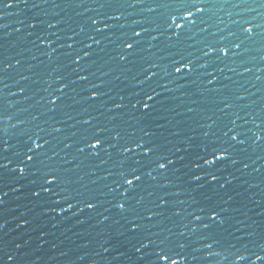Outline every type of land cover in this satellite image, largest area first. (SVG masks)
I'll return each mask as SVG.
<instances>
[{
    "label": "water",
    "instance_id": "water-1",
    "mask_svg": "<svg viewBox=\"0 0 264 264\" xmlns=\"http://www.w3.org/2000/svg\"><path fill=\"white\" fill-rule=\"evenodd\" d=\"M167 3L20 0L18 5L0 8V68L11 65L0 72V112L11 117L7 124H0V139L13 146L3 154L7 159H0V163L8 164L7 169H0V264H148L150 256L143 255L146 249L136 251L143 235L130 233L126 214L113 207L114 198L124 191L117 187L121 163L124 168L139 167L135 161L147 164L143 150L129 143L131 140L147 142L157 149L156 155L175 161L167 171H153L156 180L146 175L154 164L142 169L147 191H142L144 204L136 207L145 216L151 215L145 207L159 213L149 225L157 237L171 233L170 239H182L191 245L185 256L176 257L179 264H226L201 249L200 237L208 233L218 242L216 251L228 245H247L250 253L259 251L253 243L257 247L264 243V139L255 141L253 132L257 125L264 128V0H208L203 15L206 23L183 30L168 29L164 23L171 11ZM98 14H106L99 18L105 19L111 30L95 33L89 28L88 17ZM176 15V23L184 24ZM241 26L251 27V35ZM80 27L85 28L84 33H79ZM98 27L103 29V24ZM143 29H148L147 33ZM133 31L141 32V45L135 55L121 61L119 56L126 50H121L120 40ZM229 33L234 34L229 37L233 49L227 57L211 61L201 57L199 49L204 43L219 41ZM93 36L99 44L92 42ZM38 37L47 40L40 43ZM81 42L91 48H83ZM235 43H241V47L236 49ZM81 48L90 55L79 64L73 63L75 52L83 57ZM188 60L193 61L191 72L186 66ZM176 67H182V71L176 73ZM145 70L156 75L144 81ZM84 75L89 79L80 80ZM94 85L99 96L92 99L89 90ZM53 90L60 97L56 106L48 103ZM145 90L153 96L152 101L142 96ZM142 98L152 105L147 112L142 106L132 107ZM118 104L123 106L116 108ZM226 104L231 107L226 108ZM213 119L216 125L211 123ZM233 119L242 133L238 139L245 140L233 157L237 163L218 173V182L209 183L210 178L203 177L194 180L193 175L202 174L186 167L189 153L204 141L203 133L209 128L210 136L223 138ZM83 120L91 124L83 125ZM91 125L108 129L105 136L117 147L105 144L107 151L99 156H89L91 149L79 153L82 143L64 148V143L77 141L79 131ZM56 128L62 131H53ZM37 132L43 137L38 142L49 141L47 153L40 156L43 163H37L40 172L35 167L26 169L24 175L18 170L12 172L16 168L15 149L23 146L27 133ZM120 145L133 148L134 153H124ZM128 156L131 160L126 159ZM243 163L249 167L244 169ZM50 170L60 177L56 190H64L73 208L68 209L60 197L32 195L39 190L43 174ZM108 187L115 191L108 192ZM148 191L153 193L151 197ZM90 197L97 200L95 209L76 204ZM160 198L167 203L156 208ZM53 199L60 203L54 204ZM213 210L218 214L215 224L210 221ZM195 216L202 217V223H209L210 228L193 232L198 227ZM221 219L223 224L218 222ZM142 223L147 224V219ZM17 243L21 248H16ZM102 246L109 247V252L103 253ZM8 255L14 260L8 261ZM253 261L254 256L249 255L236 264ZM255 264H264V260Z\"/></svg>",
    "mask_w": 264,
    "mask_h": 264
},
{
    "label": "snow or ice",
    "instance_id": "snow-or-ice-1",
    "mask_svg": "<svg viewBox=\"0 0 264 264\" xmlns=\"http://www.w3.org/2000/svg\"><path fill=\"white\" fill-rule=\"evenodd\" d=\"M20 0H0V8H9L14 5H18ZM27 0H25V3ZM207 3L208 0H168L167 7L171 9L167 14V18L164 20V23L167 25L168 29L173 27L177 29L183 30L184 28H194L206 23L203 19V15L207 11ZM203 5V6H201ZM103 7V5H101ZM179 14L180 18L184 20V24H177V15ZM100 16H106V14H98L96 18L88 17L91 21L89 28L92 29L95 33L101 32L103 30H111V25L106 22H103L105 19L99 18ZM119 19V17H116ZM171 23H168V21ZM99 24H103V29L98 27ZM52 25H49L51 27ZM242 28V31L248 33L249 36L251 35L253 29L251 27ZM20 29H17L19 31ZM145 33H147L148 29H143ZM201 31H206L205 28L201 27ZM85 28L80 27L79 33H84ZM78 35V33H76ZM180 33H177L179 36ZM234 34L229 33L228 36H222L221 40L214 41V42H206L204 43V47L199 49L201 57L211 61L212 59L215 60H222L224 57H227L229 53L233 49V41L229 39V37L233 36ZM141 32L133 31L131 36L125 35L124 38L120 40V47L121 50H126L125 55H120L119 59L124 61L126 57H131L136 54V50L141 45ZM40 43H44L47 40V37L43 39L41 37L37 38ZM72 39V37H69ZM92 42L99 44V40H95L94 36L91 37ZM155 39V37H153ZM76 41H74L75 43ZM242 43V42H241ZM241 43H235L234 47L239 49L241 47ZM83 48L90 49V44H85L81 42ZM63 47V45H62ZM68 48H73V44H68ZM81 48V51H83ZM90 53L88 51H83V57H81L80 52L77 51L74 54L73 63L79 64L78 62L81 61L84 57H88ZM20 64V61H17V65ZM180 64L185 66V58L182 57ZM188 71L191 72L193 70V61L188 60L187 62ZM11 65H8L6 68H0V72H6ZM182 67H176L175 72L180 73L182 71ZM250 71V69H246ZM144 81L151 80L156 73L149 74V70H145L144 73ZM27 79V77H23ZM80 80H88L89 77L87 75L80 76ZM259 79V77H257ZM57 81L61 80L60 76L56 77ZM141 81V85L144 83ZM7 87V85H5ZM51 88V85H49ZM96 89V90H93ZM24 89L21 88V92ZM47 91V89H46ZM62 91V89H61ZM91 92L92 99L98 98L99 93L97 91L96 86L94 85L92 89L89 90ZM142 96L146 97L147 101H152L153 96L148 95V91L145 90L142 92ZM60 97L55 95V90L49 92L48 103L53 106H56L57 100ZM123 100V97H121ZM123 105H116V108H120ZM137 106H142L145 112L149 111L152 105L149 102H146L145 99L137 100L135 104H132L133 108H137ZM226 108L231 107V105H225ZM191 111V109H189ZM11 119L10 116L5 117L3 112H0V124H7L8 121ZM239 119V117H236ZM83 125H90V120H83ZM213 125H216L218 122L217 120H211ZM245 124L248 123L247 120L244 121ZM232 127L228 128L227 131L223 132V138L220 136H214L211 134V129L209 128L208 131L203 133V137L205 138L200 144L195 145V150L189 153L187 158L186 167L190 169H195V172H199L202 175H193V179L196 181H200L203 178H210L209 183L218 182L219 176L218 173H221L222 170H226L229 166H234L237 163V160L233 157L238 155L237 146L242 145L245 143V140L238 139L242 135L241 131L236 129L235 119L231 121ZM227 127V126H225ZM43 131V129H41ZM53 131L59 133L62 131L60 128L53 129ZM108 129L99 126V125H91L90 127H83L79 131V139L77 141H73L72 143H64V148L70 147L73 143L75 144H83V147H79L77 150L79 153H85L86 149H91L93 151L89 152V156H99L101 152H106L107 149L104 148L105 144H109L110 148L117 147L116 144H110L109 138L105 136V132ZM250 131V130H249ZM5 134L7 133V129H4ZM259 133V135H257ZM28 136L26 141H23L22 147H17L14 151V156L16 157V168L12 169V172H18L21 175L26 174V169L36 168L37 173L40 172L39 167H37V163H43L40 160V156L42 154L47 153V145L49 141L44 140L43 143L38 141L43 140V137L40 135L39 132L35 134H26ZM75 135V133H73ZM147 135V133H146ZM246 136V133L244 134ZM253 136L255 137V141H260L264 139V128H261L257 125V131L253 132ZM214 137V138H212ZM116 139L119 141L121 139L119 132L116 134ZM19 143V142H18ZM129 143L135 144V147L138 149L143 150L144 158L147 159V164H140V161H135L139 167H131L124 168L123 163H121V169L117 172L118 184L117 187H121L124 189L123 192L120 193L119 198H114L113 207L119 209L121 214H126L127 216V224H128V231L136 235H143V239L139 243V247L136 248L137 252H140L141 249H146L143 255L150 256V260L148 264H179V261L176 257H181L186 255V248L190 247L191 245L187 242H181L182 239L172 240L170 239L171 233L164 236L163 238L157 237L156 234L151 232L149 229V225L153 221V219L159 215L158 212L152 210V208L145 207V212H150L151 215L145 216L141 214V212L137 211V205L141 206L144 204L145 196L142 194V191H147V186L145 185L144 175L145 173L142 171L144 168H150L151 165H155L150 171L146 172L147 177H150L152 180H156L157 177L152 175L153 171L161 173L162 171H167L170 169L174 164L175 161L169 159L168 156H159L156 155L157 149L148 145L147 142H136L135 140L129 141ZM13 146L6 140L0 139V159H7L4 153L8 152ZM121 150L124 153H134L133 148L126 147L124 145H120ZM179 151V149H175ZM185 151H188L185 149ZM109 157H111V153L109 152ZM51 159V157H49ZM127 160H131V157H126ZM185 157H180V160H184ZM12 163L9 161V164ZM203 166H208L207 169L202 168ZM249 167L248 163H243V168L247 169ZM8 164L0 163V169H7ZM137 172H140L138 175ZM193 172V173H195ZM111 175V173H109ZM131 177V178H129ZM60 177L54 171L45 172L41 178V182L39 183V190L34 191L32 193L33 196L39 197L42 193H47L50 195L51 198L60 197L65 204H67V208H73V204L70 202V197L64 194V190L61 189L57 191V187L59 186ZM33 183H36L34 181ZM223 187V185H221ZM115 189L108 187V192H114ZM148 196L151 197L153 193L148 191ZM139 195V199L137 196ZM122 197V199H121ZM60 200L53 199L54 204H59ZM81 203L84 204V207L88 209H95L97 206V200L93 197H90L87 200L77 201V205ZM166 201L163 198H160V203L156 204L155 207L159 208L161 205H166ZM63 210V209H61ZM51 211L55 212V207L51 208ZM217 213L215 210L212 211L210 221L211 224L217 223ZM130 217V218H129ZM105 220L108 219L107 216L104 217ZM145 219H147L148 223H142ZM194 221L198 222V227L193 229V232H196L198 229L208 230L210 228L209 223H202V217L195 216ZM219 224H223L225 221L223 219L218 221ZM24 223H27L26 221ZM163 231V230H162ZM43 236L44 234L41 233ZM181 237L185 234L183 232L179 233ZM209 239H213L212 243H204ZM200 242L202 243V248L207 250V256H218L221 260L225 261L226 264H236V262H243L246 261L249 255L254 256L253 264L256 261L264 260V243H261L258 247L255 243H253V247L259 249L258 252H249L247 245L242 246L240 248H235V245H228L222 247L220 251H216L215 248L218 246V242L214 240L211 233L207 235H201ZM16 248H21V244L17 243ZM231 249H235L234 251ZM103 253L109 252V247L102 246L101 248ZM231 257V259H229ZM8 261H13L14 257L12 255H8ZM193 259H196L193 256Z\"/></svg>",
    "mask_w": 264,
    "mask_h": 264
}]
</instances>
